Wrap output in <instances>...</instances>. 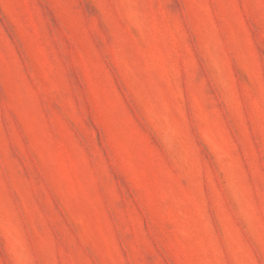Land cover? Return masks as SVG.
I'll list each match as a JSON object with an SVG mask.
<instances>
[{"label":"rangeland","instance_id":"374dc122","mask_svg":"<svg viewBox=\"0 0 264 264\" xmlns=\"http://www.w3.org/2000/svg\"><path fill=\"white\" fill-rule=\"evenodd\" d=\"M0 264H264V0H0Z\"/></svg>","mask_w":264,"mask_h":264}]
</instances>
